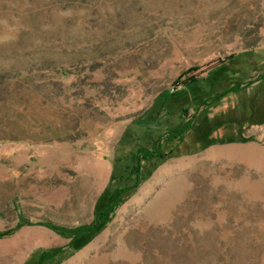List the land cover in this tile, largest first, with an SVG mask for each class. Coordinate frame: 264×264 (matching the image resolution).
Masks as SVG:
<instances>
[{"label":"rangeland","instance_id":"rangeland-1","mask_svg":"<svg viewBox=\"0 0 264 264\" xmlns=\"http://www.w3.org/2000/svg\"><path fill=\"white\" fill-rule=\"evenodd\" d=\"M3 232L0 264H264V0H0Z\"/></svg>","mask_w":264,"mask_h":264},{"label":"trees","instance_id":"trees-1","mask_svg":"<svg viewBox=\"0 0 264 264\" xmlns=\"http://www.w3.org/2000/svg\"><path fill=\"white\" fill-rule=\"evenodd\" d=\"M158 149L162 150L160 147H158ZM148 150L144 149V148H140L138 150V153H146ZM150 156V152H147ZM148 156H144L143 158H145L146 160H148L147 158ZM158 157H162L159 156ZM136 166L133 167L132 172L138 171L137 167L139 165V162L141 161V158L138 156L136 157ZM136 177H138V175H135ZM139 180H136L134 182V184L130 187H127L125 189H121V192L124 193L125 196H128L129 194H131V192L133 191V189L135 188V186L137 185ZM119 196H121L120 194H116L115 199H117ZM104 214H100L98 215L99 217L95 220V222L92 224V228H96L98 226V224L102 221L101 216H103ZM48 228H53L51 224H47L46 225ZM9 235V232H3L0 233L1 237H7ZM59 250L58 249H51V250H44L42 251V253L39 254V258H38V264H47V263H51L50 261H52L58 254H59Z\"/></svg>","mask_w":264,"mask_h":264},{"label":"bare ground","instance_id":"bare-ground-1","mask_svg":"<svg viewBox=\"0 0 264 264\" xmlns=\"http://www.w3.org/2000/svg\"><path fill=\"white\" fill-rule=\"evenodd\" d=\"M43 240H44V239H43ZM45 243H47V242L44 241L43 244H45Z\"/></svg>","mask_w":264,"mask_h":264}]
</instances>
